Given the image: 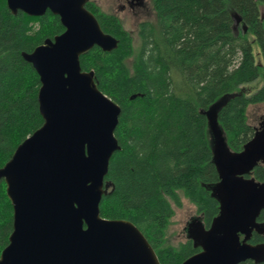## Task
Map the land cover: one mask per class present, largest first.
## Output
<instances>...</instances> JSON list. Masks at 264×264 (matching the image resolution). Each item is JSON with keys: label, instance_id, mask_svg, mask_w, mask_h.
I'll return each mask as SVG.
<instances>
[{"label": "trees", "instance_id": "obj_1", "mask_svg": "<svg viewBox=\"0 0 264 264\" xmlns=\"http://www.w3.org/2000/svg\"><path fill=\"white\" fill-rule=\"evenodd\" d=\"M153 9L154 19L138 27L137 46L115 17L98 15L102 29L119 46L112 52L95 46L80 61L122 110L115 133L120 150L106 177L114 189L102 199V217L134 223L161 264H182L200 249L191 240L179 248L168 244L172 202L181 207L182 193L196 205L206 227L219 214V203L206 188L219 175L201 111L228 97L219 125L234 152H241L256 130L248 109L264 104V79L256 91L249 85L262 73L264 77V0H154ZM235 13L242 18L237 32ZM63 30L51 12L42 17L22 11L14 15L7 1L0 0V168L44 122L38 103L40 78L23 53ZM254 44L260 48L259 63ZM252 176L264 182V167L257 166ZM12 231L13 206L0 180V255ZM261 242L264 237L258 234L251 240Z\"/></svg>", "mask_w": 264, "mask_h": 264}, {"label": "water", "instance_id": "obj_2", "mask_svg": "<svg viewBox=\"0 0 264 264\" xmlns=\"http://www.w3.org/2000/svg\"><path fill=\"white\" fill-rule=\"evenodd\" d=\"M10 11L58 16L65 31L46 39L23 58L37 71L42 126L21 143L0 168L13 206V231L0 264H161L143 232L128 220L102 217L100 204L114 184L106 180L120 150L116 129L121 107L102 92L94 71L80 58L95 46L112 52L119 40L106 33L89 0H6ZM234 29L241 25L233 15ZM264 20V17H262ZM247 28L244 26V31ZM228 97L202 110L208 121L212 162L219 181L206 188L219 214L206 228L194 219L188 239L201 250L182 264L264 263V182L252 176L264 164V119L241 152L230 149L219 125Z\"/></svg>", "mask_w": 264, "mask_h": 264}, {"label": "rangeland", "instance_id": "obj_3", "mask_svg": "<svg viewBox=\"0 0 264 264\" xmlns=\"http://www.w3.org/2000/svg\"><path fill=\"white\" fill-rule=\"evenodd\" d=\"M97 4L101 5V7L104 9L103 11H109L107 10L110 7H113L116 0H95ZM153 5V1L150 2L149 8L150 12H140L138 16L132 17L128 14H124L120 17L124 19V22H122L123 27L125 30L130 32L132 36L134 37L136 41V46L139 45L138 41V27H139V22L143 20H153L154 19V14L153 12L151 13V8ZM118 6H115L113 8V12H116ZM112 12V10H111ZM35 27L38 26V24H33ZM236 32L239 31V27H237ZM254 54L256 57V61L259 63L260 60V48L258 44H254ZM263 73L261 76L258 78L256 82L253 84L249 85L252 91H256L261 87L262 81H263ZM248 118H249V123L252 124L255 127L259 126V123L262 119H264V104L262 105H255L251 106L248 109ZM181 196V202L182 205L181 207L175 206V204L172 202L173 208H174V216L170 219L168 223V227L166 229V239L168 244L179 248V246L182 243H185L187 241V233L185 232V227L189 220L193 217L197 216V207L194 205L189 199H187L182 193L180 194Z\"/></svg>", "mask_w": 264, "mask_h": 264}, {"label": "flooded vegetation", "instance_id": "obj_4", "mask_svg": "<svg viewBox=\"0 0 264 264\" xmlns=\"http://www.w3.org/2000/svg\"><path fill=\"white\" fill-rule=\"evenodd\" d=\"M154 2V0H116V2H115V4H114V6L113 7H110L109 6V8L107 9V10H109V11H103L104 9L101 7V5H99V4H97L96 3V1L95 0H89L88 1V3H87V6H89L91 9H93V10H95V12H93L95 15H96V17H97V19H98V15H101V13L102 14H107V15H109V16H112V17H115L119 22H124V14H128V15H130V16H132V17H135V16H138L139 15V13L140 12H150V8H149V4H150V2ZM115 6H118L117 7V10H116V12H113V8L115 7ZM111 10H112V12H111ZM91 11V10H90ZM48 12H50V11H48ZM47 12V13H48ZM92 12V11H91ZM153 12V14H154V17H155V12H154V9H153V5H152V8H151V13ZM46 13V14H47ZM119 14H121V16H123V18L122 17H120L119 16ZM150 20V19H149ZM149 20H143V21H140L139 22V25L141 24V23H144V22H146V21H149ZM61 21V20H60ZM65 31V28H64V30H63V32ZM62 32V33H63ZM62 33H60V34H62ZM261 166H263L264 167V164H260ZM259 166V165H258ZM197 209V208H196ZM264 211H262V213H261V215L259 216V218H258V222L259 223H262V224H264V213H263ZM263 214V215H262ZM262 216V217H261ZM194 219H201V221L203 222V217H202V215L201 214H198V212H197V216L196 217H193V218H191L190 220H189V222L187 223V225L191 222V221H193ZM203 224H204V222H203ZM187 225H186V227H185V232L187 233V231H186V228H187ZM205 225V224H204ZM205 227H206V225H205ZM210 226H208V227H206V228H209ZM259 235V236H261V237H264V232L263 233H257V232H254L253 233V236H252V238H251V240L254 238V235ZM187 240H190V239H188V236H187ZM192 241V240H191ZM193 242V241H192ZM251 242V241H250ZM261 243H264V242H261ZM183 244V243H182ZM259 244V243H258ZM181 246V245H180ZM179 246V247H180ZM197 249V248H196ZM200 249V248H199ZM201 250V249H200Z\"/></svg>", "mask_w": 264, "mask_h": 264}]
</instances>
